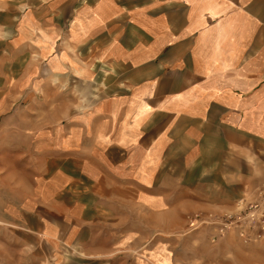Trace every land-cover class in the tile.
<instances>
[{
    "label": "crops",
    "instance_id": "obj_1",
    "mask_svg": "<svg viewBox=\"0 0 264 264\" xmlns=\"http://www.w3.org/2000/svg\"><path fill=\"white\" fill-rule=\"evenodd\" d=\"M0 42L56 52L87 89L54 124L0 128L28 154L7 213L40 241L79 243L111 216L126 232L194 227L264 183V0H0Z\"/></svg>",
    "mask_w": 264,
    "mask_h": 264
},
{
    "label": "rangeland",
    "instance_id": "obj_2",
    "mask_svg": "<svg viewBox=\"0 0 264 264\" xmlns=\"http://www.w3.org/2000/svg\"><path fill=\"white\" fill-rule=\"evenodd\" d=\"M7 48L0 42V82L10 79L16 87L10 91L9 106L1 110L0 128L23 129L25 114L33 129L54 124L57 114L71 111L73 97L79 98L81 111L86 107L82 97L87 89L73 93L72 81L55 72L62 63L56 52H3ZM7 115L12 119L4 120ZM7 141L0 137V264H264V237L245 240L235 228L218 232L195 219L194 227L187 223L170 232H149L145 225L143 232L135 233L126 232L119 217H104L97 232L84 234L79 243L50 246L17 226L7 213L6 205L19 198L17 186L24 182L28 155L13 152ZM23 148L24 138L17 137L16 149ZM12 152L19 153L18 161L7 160ZM15 165L17 173L7 177V168ZM247 202L218 216L235 214Z\"/></svg>",
    "mask_w": 264,
    "mask_h": 264
},
{
    "label": "built area",
    "instance_id": "obj_3",
    "mask_svg": "<svg viewBox=\"0 0 264 264\" xmlns=\"http://www.w3.org/2000/svg\"><path fill=\"white\" fill-rule=\"evenodd\" d=\"M201 216L193 217L199 223H207L215 226L218 232L235 228L238 235L245 239H256L264 237V183L258 189L256 197L245 203L241 210L235 214L224 216L208 215L209 219H202ZM199 218V219H198Z\"/></svg>",
    "mask_w": 264,
    "mask_h": 264
}]
</instances>
